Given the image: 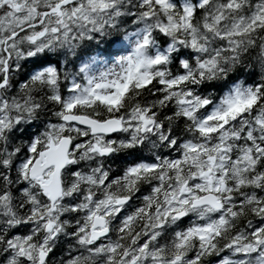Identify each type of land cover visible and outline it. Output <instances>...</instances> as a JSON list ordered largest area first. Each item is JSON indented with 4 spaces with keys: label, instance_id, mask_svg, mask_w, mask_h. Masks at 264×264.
Here are the masks:
<instances>
[{
    "label": "snow or ice",
    "instance_id": "snow-or-ice-1",
    "mask_svg": "<svg viewBox=\"0 0 264 264\" xmlns=\"http://www.w3.org/2000/svg\"><path fill=\"white\" fill-rule=\"evenodd\" d=\"M0 264H264V0H0Z\"/></svg>",
    "mask_w": 264,
    "mask_h": 264
}]
</instances>
